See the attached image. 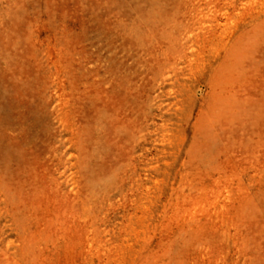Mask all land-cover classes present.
I'll return each mask as SVG.
<instances>
[{"label":"rangeland","instance_id":"rangeland-1","mask_svg":"<svg viewBox=\"0 0 264 264\" xmlns=\"http://www.w3.org/2000/svg\"><path fill=\"white\" fill-rule=\"evenodd\" d=\"M0 264H264V0H0Z\"/></svg>","mask_w":264,"mask_h":264}]
</instances>
